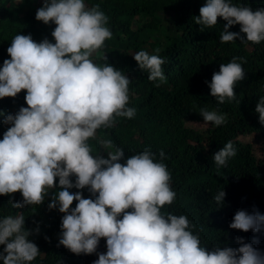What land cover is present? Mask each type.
<instances>
[{
    "label": "clouds",
    "instance_id": "obj_1",
    "mask_svg": "<svg viewBox=\"0 0 264 264\" xmlns=\"http://www.w3.org/2000/svg\"><path fill=\"white\" fill-rule=\"evenodd\" d=\"M218 17L225 21L221 43L264 41V8L205 0L195 23L203 31L214 28ZM35 19L55 25L54 43L47 37L37 42L31 34H17L6 49L9 58L0 66V99L15 98L23 90L27 105L14 114L0 109V123L10 125L0 139V196H8L14 209L40 206L50 197L47 207L63 213L57 246L76 255L96 254L92 264H264V251L253 246L258 240L237 237L238 247L220 243L209 247L186 214L164 210L176 201L177 193L163 150L158 156L150 148L125 156L122 148L105 139L100 141L105 156L90 145L98 130L112 129L119 118L136 115L129 106L131 78L110 63H97L108 61L103 50L113 37L100 5L42 0ZM235 25L240 30L229 31ZM160 51L133 55L156 87L166 82L162 67L166 59ZM243 63L244 57L234 56L206 81L218 104L237 99L234 89L246 78ZM255 112L264 125V96ZM199 114L206 124L227 122V113L201 108ZM235 155L236 148L228 141L212 159L218 168L226 167ZM73 188L77 191H69ZM84 189L90 194L87 198ZM17 192L22 199H14ZM225 195L220 189L213 197L218 208ZM25 218L23 214L0 218L2 264H32L41 255L29 239L33 230L25 227ZM229 228L260 232L264 214L239 209ZM102 238L106 251L98 252Z\"/></svg>",
    "mask_w": 264,
    "mask_h": 264
},
{
    "label": "trees",
    "instance_id": "obj_2",
    "mask_svg": "<svg viewBox=\"0 0 264 264\" xmlns=\"http://www.w3.org/2000/svg\"><path fill=\"white\" fill-rule=\"evenodd\" d=\"M37 1L23 0L17 4L22 5L20 11H16L13 0H0V66L9 58L6 49L17 34H31L37 42L47 37L54 43L51 31L55 25H45L35 19V12L42 4ZM204 2L85 0L89 7L100 5L113 32L103 50L108 61L97 59V63H110L131 78L129 106L136 109L133 119L119 118L114 128L98 130V138L89 143L94 151H99L100 141L111 139L124 150L125 156L145 148L158 156L163 150L164 163L172 174V188L177 193L176 201L164 210L176 215L186 214L201 229V241L209 247L215 243L238 247L236 238L243 237L245 242L258 240L253 246L264 251V229L243 232L229 228L239 209L264 214V156L256 157L253 150V144H261L260 149L264 151V125L255 112L257 101L264 96V41L260 44L239 40L221 43L225 21L219 17L214 28L200 31L195 16L199 15ZM232 3L244 4L253 10L264 8V0H232ZM166 11L172 13L169 25L158 15ZM134 18H137L135 28L132 26ZM142 19L146 22L139 23ZM170 27L177 34L168 41L159 38ZM239 30V25L229 28V31ZM130 48L149 54H156L154 50L160 48L159 55L166 59L162 65L166 82L156 87L149 81L148 73L139 69ZM234 56L246 59L242 64L246 78L234 89L236 100L218 104L209 94L206 81L210 82L213 72L219 71V65L230 62ZM24 95L22 90L15 98L0 99V109L5 115L9 111L14 114L21 106H27ZM201 108L227 113L226 124L204 123L199 114ZM9 126L0 123V139ZM250 134H254L251 142L243 139ZM228 141L233 142L236 155L229 159L226 167L218 168L212 156ZM220 189L226 195L218 208L213 197ZM81 191L85 198L89 197L87 189ZM13 196L15 200L22 199L19 192ZM49 199L47 197L40 206L14 209L8 196H0V218L20 214L26 217L25 227L33 230L29 239L41 251L32 264H92L98 258L96 254L76 255L62 245L57 246L63 213L50 210ZM75 204L74 201L72 207ZM3 247L0 245V250ZM97 251H106L103 238Z\"/></svg>",
    "mask_w": 264,
    "mask_h": 264
},
{
    "label": "rangeland",
    "instance_id": "obj_3",
    "mask_svg": "<svg viewBox=\"0 0 264 264\" xmlns=\"http://www.w3.org/2000/svg\"><path fill=\"white\" fill-rule=\"evenodd\" d=\"M13 1H14V0H13ZM40 2H42V0H38V1H37L38 4H40ZM18 4H19V3H18ZM20 4H21V3H20ZM16 6H17V7H16L15 10H16V11H20L22 5H17V4H16ZM158 15L164 19V22L166 21V23H167L168 25L170 24V19H171V15H172L171 12H167V11H166V12H160V13H158ZM136 19H137V18H134V20H133V22H132V26H133V28H135L136 25H137ZM142 22L145 23L146 21H145L144 19H142L141 21H139V23H142ZM175 34H177V33L175 32V30H174L172 27H170L168 30H166V31L163 32V36H160V35H159V38H162L163 40L168 41V40H171V39L174 37ZM131 48H133V47H131ZM131 48H130V50H131ZM130 52L135 54V53L138 52V51H136L135 49H132ZM8 113H12V112L9 111ZM8 113H7V114H8ZM195 126H196V128H198L197 125H195ZM253 136H254V134H250V135L244 137L243 139L246 140V141H250V142H251ZM260 147H261V144H253V150L256 152V154L259 155V156H264V155H262V153H261ZM102 150H103V149H102V147H101L99 151H101V154H102V155H105V156H106V153H104Z\"/></svg>",
    "mask_w": 264,
    "mask_h": 264
}]
</instances>
